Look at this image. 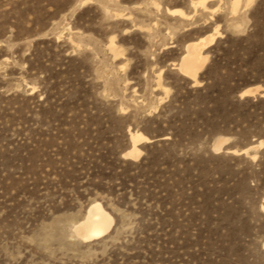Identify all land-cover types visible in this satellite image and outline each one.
<instances>
[{"label":"rangeland","instance_id":"374dc122","mask_svg":"<svg viewBox=\"0 0 264 264\" xmlns=\"http://www.w3.org/2000/svg\"><path fill=\"white\" fill-rule=\"evenodd\" d=\"M199 1L0 0V264H264V0Z\"/></svg>","mask_w":264,"mask_h":264},{"label":"bare ground","instance_id":"6f19581e","mask_svg":"<svg viewBox=\"0 0 264 264\" xmlns=\"http://www.w3.org/2000/svg\"><path fill=\"white\" fill-rule=\"evenodd\" d=\"M242 1L243 0L231 1L230 7L233 16L238 15L239 11L241 10L240 8L242 5ZM206 2L207 0H201L198 3H194L193 5L201 6V8L202 7L205 8ZM253 2L254 0H248V2L246 3L247 7L252 5ZM183 12L184 11H179V10L170 11V13L172 14H177V15L179 14L184 17L185 14ZM215 34H219V33H215ZM215 40L216 37L213 34L206 38H202L197 42L187 44L185 47L186 52L182 57L180 63L177 65L179 71L184 76L192 79L196 84H199L198 75L204 69L209 58L205 54V51L214 44ZM111 49L112 51H116L114 39L111 40ZM259 92H260V88L250 89L245 91L241 95V98L244 99L246 97H256L257 94H260L261 97H264V93L261 92L259 93ZM130 138L132 142V147L124 156L125 158L130 160L139 159L142 155V151L139 149V145L145 142L150 143L151 140L139 132L131 133ZM223 144L224 141L220 140L215 146V151L221 152ZM263 145L264 142H261L259 146H263ZM114 223L115 220L112 217V215L108 213L100 203H93L89 207L85 217L73 227V232L83 242L100 240L106 237L111 232Z\"/></svg>","mask_w":264,"mask_h":264}]
</instances>
